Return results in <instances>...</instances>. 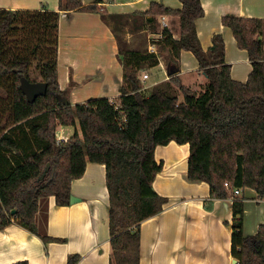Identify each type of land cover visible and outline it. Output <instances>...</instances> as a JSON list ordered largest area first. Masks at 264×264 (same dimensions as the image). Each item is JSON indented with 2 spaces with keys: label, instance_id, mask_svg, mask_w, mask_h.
<instances>
[{
  "label": "trees",
  "instance_id": "trees-1",
  "mask_svg": "<svg viewBox=\"0 0 264 264\" xmlns=\"http://www.w3.org/2000/svg\"><path fill=\"white\" fill-rule=\"evenodd\" d=\"M178 1L180 9L152 2L145 12L176 16L177 39L164 28L156 53L118 52L122 82L117 99L92 98L64 106L57 98L68 99L58 84L59 12L0 9V229L17 220L35 233L38 201L53 196L58 206L69 205L72 180L83 175L87 162L102 164L109 198L110 264H140V224L167 202L153 188L163 166L154 151L171 141L188 144L187 178L208 184L211 198H231L225 182L264 196L263 21L221 19L251 63L242 83L230 76L220 35L202 49L195 29V21L203 16L200 0ZM102 2L83 5L78 0H59V10L99 12ZM160 49H166L174 63L182 50L191 52L207 80L203 90L194 92L174 75L169 82L182 100L159 85L145 95L138 75L159 64ZM34 61L47 91L30 103L19 80L37 82L30 77ZM76 123L80 133L57 141L58 126ZM47 164L49 169L39 180ZM232 209V258L238 264H264V221L255 234L246 236L242 199L234 198ZM79 259L69 256L67 264Z\"/></svg>",
  "mask_w": 264,
  "mask_h": 264
},
{
  "label": "crops",
  "instance_id": "crops-1",
  "mask_svg": "<svg viewBox=\"0 0 264 264\" xmlns=\"http://www.w3.org/2000/svg\"><path fill=\"white\" fill-rule=\"evenodd\" d=\"M78 1L88 5L95 0ZM152 2L172 9L181 8L178 0H103L99 4L101 11L80 12L59 10V0H0V9L59 12L58 84L60 90L67 91L68 100L74 105L92 98L117 99L122 82L118 52L156 53L164 29L162 18L172 37H179L176 16L145 13ZM200 2L203 16L195 21V29L202 49L207 50L212 37L220 35L231 78L246 82L251 71L247 51L238 48L232 31L222 24L221 19L223 16L261 19L263 35L260 37L264 50V0ZM165 51L167 61L158 57L159 64L148 69L146 82L156 86L175 75L184 86L196 93L201 92L206 78L199 71L193 54L182 50L178 62L174 63ZM75 130L80 133L77 123ZM71 135L69 127L58 126L56 129L59 138L66 140ZM188 153V144L178 145L174 141L155 148V160L162 162L163 166L154 179L153 188L166 197L167 202L162 211L140 224V264H231L234 198L242 199L243 215L249 212L250 204H255L254 208L258 210L250 234L244 232L246 221L242 215L244 235L255 234L264 221V202H257L258 199L264 200V196L255 191L242 189L237 197L214 199L210 197L208 184L188 180ZM174 156L178 157L177 160ZM173 189H179V193L172 194ZM245 192H249V196ZM70 194L77 200L66 206H58L53 196L38 201L35 233L22 227L17 220L0 229V264L20 261L67 264L72 255L80 256L76 264H110L105 166L87 162L83 175L72 180ZM42 237L59 241L46 243Z\"/></svg>",
  "mask_w": 264,
  "mask_h": 264
},
{
  "label": "rangeland",
  "instance_id": "rangeland-1",
  "mask_svg": "<svg viewBox=\"0 0 264 264\" xmlns=\"http://www.w3.org/2000/svg\"><path fill=\"white\" fill-rule=\"evenodd\" d=\"M104 2H106V1H104ZM157 50V49H156ZM166 49H160L159 50V52H158V55H159V57H161L165 62L167 61V58H166V51H165ZM165 51V52H164ZM148 74V69H145V70H143V71H141L140 73H139V80L141 81L140 83H141V86L144 88L143 90H144V94L145 95H148L152 90H153V88L155 87V85H153V86H150V81H147L146 82V80H145V82H143L142 81V75L143 74ZM30 77L32 78V79H35L37 82H39V81H41V79H42V77H41V74H40V71H39V69L37 68V66H36V63H35V61L32 63V65H31V71H30ZM149 77H150V75H149ZM206 82H207V80H206ZM157 85H159V86H162V87H164L166 90H168V92L170 93V94H174V95H176L178 98H179V100H180V98L182 97L181 95V93H180V91L176 88V86H174V84L172 83V82H169V80H165V81H162V82H159ZM151 89V90H150ZM58 128V127H57ZM76 125H75V127H69V132L71 133V134H73L76 130ZM80 131V130H79ZM56 138H57V141H66V140H64V139H62V138H59L58 136H56ZM181 156H179V158H180ZM175 160H177V156H174L173 157ZM182 165V164H181ZM178 168H181L180 166H178ZM179 189H176V190H172L171 192H172V194H174V195H176V194H178L179 193V191H178ZM249 192H245V195L246 196H249V194H248ZM254 205L255 204H250L249 205V212H247L245 215H243L244 216V221H246V224H245V226H246V229H245V234H250V232H252V227L254 226V220H255V216H256V214H257V212H255V211H258V210H255V208H254ZM260 207H262L263 205L262 204H260L259 205ZM259 209V208H258Z\"/></svg>",
  "mask_w": 264,
  "mask_h": 264
},
{
  "label": "water",
  "instance_id": "water-1",
  "mask_svg": "<svg viewBox=\"0 0 264 264\" xmlns=\"http://www.w3.org/2000/svg\"><path fill=\"white\" fill-rule=\"evenodd\" d=\"M172 74V73H170ZM20 83H19V88L21 90V92L24 94L25 99L27 100V102H34L38 97L40 96H44L46 94L47 91V86L46 83L39 81V82H30L28 79L21 77L20 78ZM57 98L59 100V104L61 106L64 105H69L70 101L67 98L61 97L59 95H57ZM49 169V164L46 165L45 170L43 171V173L40 175L39 180L43 179L46 172ZM75 198L70 197V202L73 203L75 202ZM231 264H238L236 259H232V263Z\"/></svg>",
  "mask_w": 264,
  "mask_h": 264
},
{
  "label": "built area",
  "instance_id": "built-area-1",
  "mask_svg": "<svg viewBox=\"0 0 264 264\" xmlns=\"http://www.w3.org/2000/svg\"><path fill=\"white\" fill-rule=\"evenodd\" d=\"M108 3L110 4L111 2L108 1ZM161 21H162V22H161L162 27L165 28V27L167 26V24H166L164 18H162ZM147 79H148V75H147V74H143V76H142V81L145 82V80H147ZM140 82H141V81H140ZM64 140H65V139H64ZM224 187H225L227 190H229L230 194H231L232 196H234V197L239 196L240 193H241V191H242V189H240V188H234V187H232L231 184L228 183V182H225V183H224ZM257 202H264V200H263V199H258Z\"/></svg>",
  "mask_w": 264,
  "mask_h": 264
}]
</instances>
